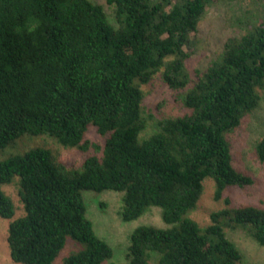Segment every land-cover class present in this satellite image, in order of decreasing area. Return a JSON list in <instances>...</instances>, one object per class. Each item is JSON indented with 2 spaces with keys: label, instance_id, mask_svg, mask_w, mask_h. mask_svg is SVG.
Returning a JSON list of instances; mask_svg holds the SVG:
<instances>
[{
  "label": "trees",
  "instance_id": "16d2710c",
  "mask_svg": "<svg viewBox=\"0 0 264 264\" xmlns=\"http://www.w3.org/2000/svg\"><path fill=\"white\" fill-rule=\"evenodd\" d=\"M234 0H107L113 21L90 0H0V154L21 136H46L88 151L65 173L42 147L0 160V218L15 206L2 186L17 181L24 214L10 223L9 255L18 264H54L68 240L80 249L61 264H103L113 250L87 219L83 192H117L120 217L132 222L158 208L164 228L139 226L127 264H241L227 237L238 229L264 247L262 207L225 208L205 227L190 217L206 179L214 199L252 180L232 166L227 135L264 92V0L231 23L240 33L192 81L190 34L206 8ZM160 74L189 113L156 119L144 113L142 85ZM191 85V86H190ZM102 148L84 139L88 128ZM264 163V131L255 144Z\"/></svg>",
  "mask_w": 264,
  "mask_h": 264
},
{
  "label": "rangeland",
  "instance_id": "374dc122",
  "mask_svg": "<svg viewBox=\"0 0 264 264\" xmlns=\"http://www.w3.org/2000/svg\"><path fill=\"white\" fill-rule=\"evenodd\" d=\"M100 4L106 11L110 21H113L112 10L107 0H90ZM248 0L219 1L211 3L200 21L195 33L190 34L187 51L186 68L190 79L194 81L221 52L224 42L231 36L238 35L240 30L234 27L231 19L240 15L242 10L250 8ZM191 86V85H190ZM144 113L160 120L174 118L189 113L180 100V94L185 91L171 90L161 79L160 74L142 85ZM259 106L246 115L240 125L227 135L230 143L231 162L234 169L248 176L252 183L244 188L232 186L226 188L221 200L214 199V182L206 179L203 192L190 217L200 227L210 222V214L226 207L224 198H229L231 208L243 206L262 207L264 200V163H260L255 155V144L264 131V92H261ZM84 139L90 144L102 148L105 137L99 135L95 127L90 126ZM42 147L49 150L54 163L65 173L80 168L84 160L92 155L100 156L94 148L80 151L75 148H64L53 139L40 135L36 137L21 136L10 148L0 154V160L9 155ZM4 193L11 198L15 213L11 219L0 218V264H18L12 261L7 245L8 228L11 222L23 216L24 211L18 195L17 181L2 186ZM121 195L117 192L95 194L84 191L83 197L87 205V219L92 223L95 233L113 250L112 259L103 264H127L126 253L129 246V236L139 226H154L164 228L158 208H152L142 217L132 222H123L120 217ZM227 237L236 245L242 255L241 264H264V247L257 245L246 232L226 229ZM80 249L75 242L68 240L64 249L56 258L54 264H61L63 259ZM156 263L153 257L151 264Z\"/></svg>",
  "mask_w": 264,
  "mask_h": 264
}]
</instances>
